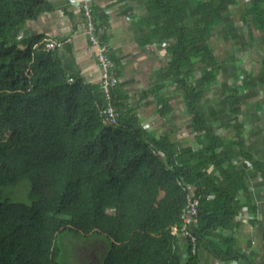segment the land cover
Listing matches in <instances>:
<instances>
[{
	"label": "trees",
	"instance_id": "1",
	"mask_svg": "<svg viewBox=\"0 0 264 264\" xmlns=\"http://www.w3.org/2000/svg\"><path fill=\"white\" fill-rule=\"evenodd\" d=\"M137 2L140 43L166 42L170 54L151 92L167 80L182 92L200 150L180 151L168 136L154 137L126 106L120 79L112 90L117 125L106 124L103 82L67 75L56 51L42 49L43 36L23 34L50 3L0 0V264H67L56 245L65 234L99 251L86 264H199L201 247L219 261L252 264L220 234L239 227V192L247 195L234 146L263 180L264 164L244 151L239 119L238 142L226 144L201 107L218 66L208 44L211 28L239 0ZM249 3L241 17L254 33H264V0ZM97 20L108 43L107 18ZM195 73L201 77L193 83ZM226 99L238 106V91L229 87ZM161 108L165 115L167 107ZM191 188L200 196L194 250L180 236ZM217 237L224 247L213 244Z\"/></svg>",
	"mask_w": 264,
	"mask_h": 264
},
{
	"label": "crops",
	"instance_id": "2",
	"mask_svg": "<svg viewBox=\"0 0 264 264\" xmlns=\"http://www.w3.org/2000/svg\"><path fill=\"white\" fill-rule=\"evenodd\" d=\"M49 11L41 12L29 21L24 36L41 35L46 40H65L67 44L56 49L67 75H79L86 83L102 84V67L90 47L85 34L84 16L77 0H47ZM250 0H239L221 22L211 28L208 44L217 59L214 80L204 87L202 110L209 118L214 134L226 144L238 142L236 118L243 127L241 141L252 162L264 164V33H254L242 14ZM93 15L107 18L108 46L111 59L119 62V90L128 97L125 102L139 122L156 138L168 136L182 150H200L199 135L192 130L183 94L171 82L156 93L151 90L159 83L160 71L170 60L166 42L141 44L143 33L138 26L140 6L137 0H93ZM201 73H195L193 83ZM251 85L248 86V83ZM102 86V85H100ZM230 87L239 93V115L227 103ZM166 106L167 113L161 114ZM124 110L123 112H127ZM238 170L247 187L239 197L243 206L239 211V227L224 231L223 238L234 241V249L252 264H264V180L234 146ZM220 149L219 152H223ZM208 173H215L210 167ZM219 232V231H218ZM183 244V242H182ZM215 246H222L220 238H213ZM199 264H244V260L222 262L205 247L199 249Z\"/></svg>",
	"mask_w": 264,
	"mask_h": 264
},
{
	"label": "built area",
	"instance_id": "3",
	"mask_svg": "<svg viewBox=\"0 0 264 264\" xmlns=\"http://www.w3.org/2000/svg\"><path fill=\"white\" fill-rule=\"evenodd\" d=\"M74 1V0H71ZM80 9L84 16L85 24V34L89 41L92 52H94L99 64L102 63L104 67V74L102 78L103 91L108 102V108L105 110L106 114V124L110 126L117 125L118 115L116 109L112 105V90L118 84V67L116 63L110 57V49L108 43L104 42L102 38L103 28L100 27V22L97 20L95 15H93L91 4L93 0H77ZM67 44L65 40H46L43 45V50L45 51H55ZM108 46V50L104 51V48ZM192 193L188 198V203L185 206L181 214L182 219V233L181 238L190 241L192 249H195V237L193 233V228L196 225V216H198V207L200 202V196L194 197L195 189L191 188ZM214 195L210 194L209 197L212 198ZM176 233V229L173 230Z\"/></svg>",
	"mask_w": 264,
	"mask_h": 264
},
{
	"label": "rangeland",
	"instance_id": "4",
	"mask_svg": "<svg viewBox=\"0 0 264 264\" xmlns=\"http://www.w3.org/2000/svg\"><path fill=\"white\" fill-rule=\"evenodd\" d=\"M107 50H108V46L104 48V51H107ZM100 67H102V76H103L104 67L102 63H100ZM25 185H27V189H28L27 196H28L30 186L26 183ZM20 199H23L26 201L31 200V198L29 199L20 198ZM56 245L58 246L60 250V256H59L60 261L62 262L65 261L67 264H86L89 258H91L93 262H94V259L96 261L98 260L96 258L99 256L98 255L99 251H95L94 253L92 249L87 248L86 243L83 244V241L74 240L72 239L71 236L67 234L63 235L61 238L57 237ZM100 247H102V249L104 248V242L100 243ZM89 264H92V263H89Z\"/></svg>",
	"mask_w": 264,
	"mask_h": 264
}]
</instances>
